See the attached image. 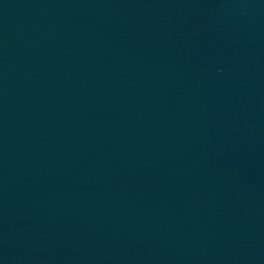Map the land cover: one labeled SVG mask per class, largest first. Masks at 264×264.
<instances>
[{
    "label": "water",
    "instance_id": "95a60500",
    "mask_svg": "<svg viewBox=\"0 0 264 264\" xmlns=\"http://www.w3.org/2000/svg\"><path fill=\"white\" fill-rule=\"evenodd\" d=\"M0 264H264V0H0Z\"/></svg>",
    "mask_w": 264,
    "mask_h": 264
}]
</instances>
